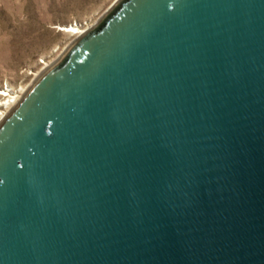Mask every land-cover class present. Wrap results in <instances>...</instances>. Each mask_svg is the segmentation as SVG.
Wrapping results in <instances>:
<instances>
[{"label": "water", "instance_id": "water-1", "mask_svg": "<svg viewBox=\"0 0 264 264\" xmlns=\"http://www.w3.org/2000/svg\"><path fill=\"white\" fill-rule=\"evenodd\" d=\"M0 264H264V0H120L0 124Z\"/></svg>", "mask_w": 264, "mask_h": 264}, {"label": "rangeland", "instance_id": "rangeland-1", "mask_svg": "<svg viewBox=\"0 0 264 264\" xmlns=\"http://www.w3.org/2000/svg\"><path fill=\"white\" fill-rule=\"evenodd\" d=\"M120 0H0V90L20 101L76 42L61 27H95ZM11 97L0 96V111ZM11 98L10 100H12Z\"/></svg>", "mask_w": 264, "mask_h": 264}, {"label": "bare ground", "instance_id": "bare-ground-1", "mask_svg": "<svg viewBox=\"0 0 264 264\" xmlns=\"http://www.w3.org/2000/svg\"><path fill=\"white\" fill-rule=\"evenodd\" d=\"M61 31H64V32H66V33H68V34H70V35H75V36H77V40L82 36V35H84V33L86 32V31H84V30H82L80 27H78V26H74V25H72V26H67V27H61V29H60ZM52 67V66H51ZM50 68V67H49ZM48 68V69H49ZM47 69V70H48ZM42 76V75H41ZM0 96H5V97H11V98H13L12 100H8L7 102H5L4 103V105H7V104H9L10 105V109L12 108V109H14V107L20 102V96H13V95H11V93H8V90H0ZM6 118V116H5V112H2V111H0V124H1V122H2V120L3 119H5Z\"/></svg>", "mask_w": 264, "mask_h": 264}]
</instances>
